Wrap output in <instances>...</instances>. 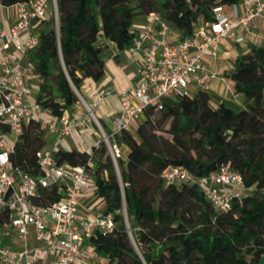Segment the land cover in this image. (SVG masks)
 I'll return each mask as SVG.
<instances>
[{
    "label": "trees",
    "instance_id": "16d2710c",
    "mask_svg": "<svg viewBox=\"0 0 264 264\" xmlns=\"http://www.w3.org/2000/svg\"><path fill=\"white\" fill-rule=\"evenodd\" d=\"M35 0H0L10 7ZM240 0H57L59 24L41 32L29 62L44 80L38 103L62 117L79 102L87 80L105 75L101 37L120 50L133 46L135 22L160 13L169 25L189 36L200 21L215 20L214 8ZM51 20L41 26H51ZM231 79L244 108L215 107L209 91L167 102L156 119L148 109L135 134L119 142L129 148L120 174L105 146L96 151L93 173L97 196L112 214V232L96 230L90 240L101 259L91 264H262L264 261V47L237 61ZM170 127L167 125L170 123ZM45 147L37 122L19 137L11 164L31 175L40 172L37 153ZM58 164L78 167L89 156L79 150L56 154ZM226 165L242 175L250 194L219 212L196 186L167 185L161 174L170 166L208 176ZM57 188L45 191L42 204L59 201ZM127 206L128 227L120 212ZM0 214V226L8 223ZM133 229V241L130 231ZM137 248L139 252H137ZM108 260V262H107Z\"/></svg>",
    "mask_w": 264,
    "mask_h": 264
},
{
    "label": "built area",
    "instance_id": "2783aa9c",
    "mask_svg": "<svg viewBox=\"0 0 264 264\" xmlns=\"http://www.w3.org/2000/svg\"><path fill=\"white\" fill-rule=\"evenodd\" d=\"M17 6V22L8 28L0 27V214L9 215L8 223L0 226V264L96 263L101 258L90 244L94 232L108 233L116 227L112 214L100 212L94 217H83L79 213L80 198L96 187V151L105 146L115 163L125 160L124 144L119 138L124 133L135 134L148 109L158 114L167 102L209 91L217 76L210 70L209 60L219 57L223 39L241 44L247 40L246 35H253L264 40V35L257 34L258 22L264 21V0H240L228 6L229 13L226 6L219 5L213 10L215 20L200 21L189 36L171 27L160 13L147 16L144 23L135 22L133 46L128 49L142 54L143 79L119 93L120 111L109 128L97 114L100 105L113 95L108 89L95 91V98L90 100L79 93L77 104L84 107L85 114L77 121H72L67 112L54 120L47 118L51 114L37 101L44 80L32 63L24 65L23 61L40 45L37 30L43 21L51 19L49 0ZM239 27L244 28L246 35H237ZM33 82H37V97L32 93ZM32 121L39 123L44 133L58 132L60 142L73 133L95 129L98 141L81 150L89 156L87 164H58L59 150H42L37 153V175L13 167L11 155L24 127ZM161 178L167 185L196 186L221 213L250 194L242 175L226 165L204 177L170 166ZM54 188L58 189L60 200L42 204L44 192ZM32 240L36 245H32Z\"/></svg>",
    "mask_w": 264,
    "mask_h": 264
},
{
    "label": "crops",
    "instance_id": "0c3cea01",
    "mask_svg": "<svg viewBox=\"0 0 264 264\" xmlns=\"http://www.w3.org/2000/svg\"><path fill=\"white\" fill-rule=\"evenodd\" d=\"M57 8L58 7L56 6V10ZM225 9L227 13L230 12L228 6H226ZM17 10V5L10 7L0 5L1 28L11 27L17 22ZM147 19L148 17L140 18L136 21V23H144ZM47 28L48 26L46 25L40 26L38 31L41 32ZM236 33L237 35H246L243 27H239ZM257 34L264 35V21L258 22ZM246 36L247 40L241 44H236L233 40L223 39L219 57L217 59L209 60L210 70L217 75L210 83L209 88V93L212 97H214L213 104L215 107H218L220 104H224L236 110L244 108V98L235 92L234 82L231 79V73L233 72L237 61L243 58L246 54L250 53L253 48L264 47L263 39H259L253 35ZM21 41L24 43L26 41V37H23ZM99 45L103 49L105 75L98 82L87 80L81 90V94L86 99L90 100L95 98L94 93L97 90L108 89L112 91V97L102 103L97 110L98 116L107 128H109L120 111L121 101L119 93L123 90L135 87L143 79L141 70L142 54L129 49L120 50L115 44L105 37L100 38ZM23 63L24 65H28L30 63L29 58L24 59ZM32 85L33 96L37 97V82H33ZM67 113L72 121H77L84 116L85 109L83 106L77 104L74 105ZM47 118L49 120H54L55 117L49 115ZM44 137L45 147L43 150L48 152H57L58 150L81 151L84 145L92 147L99 139L95 129L84 131L79 134L73 133L61 142L58 132L52 134L49 131H45ZM96 192V187H92L80 198L79 213L81 216L94 217L96 214L105 211L106 203L103 198L97 196ZM102 204H105L104 209H101ZM32 245H36L34 240H32Z\"/></svg>",
    "mask_w": 264,
    "mask_h": 264
},
{
    "label": "rangeland",
    "instance_id": "374dc122",
    "mask_svg": "<svg viewBox=\"0 0 264 264\" xmlns=\"http://www.w3.org/2000/svg\"><path fill=\"white\" fill-rule=\"evenodd\" d=\"M56 6H57V0H49V10H50V14H51V19L52 20H51V26H48V28L53 27V28L56 29L58 27V24H59V13H58V9L56 10ZM79 93L80 92H77L78 97H79ZM213 98L214 97H212V104H213V101H214ZM159 118H160V114H157L156 115V119H159ZM171 123H172V121L167 125V128L170 127ZM123 149L125 151V155H127L129 153V148L126 145H124ZM121 161L126 163L127 160L125 159V160H121ZM113 162H114V165H115L116 169L118 170V173L120 174L119 161L116 162V163H115V161H113ZM104 208H105V204H102L101 209H104ZM122 214L125 216V218L127 220L128 227L131 228V223L128 220L126 203L124 204L123 210L120 212V215H122ZM130 234H131V237H132L133 241L135 242L133 229H131ZM262 264H264V261L262 262Z\"/></svg>",
    "mask_w": 264,
    "mask_h": 264
},
{
    "label": "water",
    "instance_id": "95a60500",
    "mask_svg": "<svg viewBox=\"0 0 264 264\" xmlns=\"http://www.w3.org/2000/svg\"><path fill=\"white\" fill-rule=\"evenodd\" d=\"M58 9V8H57ZM137 252H139L138 248H137Z\"/></svg>",
    "mask_w": 264,
    "mask_h": 264
}]
</instances>
